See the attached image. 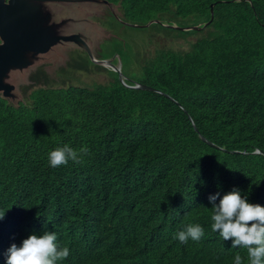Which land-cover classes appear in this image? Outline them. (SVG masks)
I'll list each match as a JSON object with an SVG mask.
<instances>
[{
	"label": "trees",
	"instance_id": "16d2710c",
	"mask_svg": "<svg viewBox=\"0 0 264 264\" xmlns=\"http://www.w3.org/2000/svg\"><path fill=\"white\" fill-rule=\"evenodd\" d=\"M107 1L127 26L165 15L204 25L212 4L214 19L189 50L146 61L139 81L161 93L117 74L59 85L72 72L60 64L0 95V264L13 243L46 231L70 250L57 264H234L237 254L250 264L246 248L212 231L209 196L219 204L238 188L264 206V0ZM37 82L46 86L27 94ZM65 144L88 151L50 166ZM196 223L199 241L174 239Z\"/></svg>",
	"mask_w": 264,
	"mask_h": 264
},
{
	"label": "rangeland",
	"instance_id": "374dc122",
	"mask_svg": "<svg viewBox=\"0 0 264 264\" xmlns=\"http://www.w3.org/2000/svg\"><path fill=\"white\" fill-rule=\"evenodd\" d=\"M27 9V23L33 26L29 28L32 37L35 31H38L36 35L38 38H64L78 35L88 43L97 60L112 61L120 72L105 66L103 70L96 69V62L90 58L87 50L74 40L24 44L15 48L2 74L0 95L3 97H9L8 93L18 95L21 85L25 87L30 83L29 75L35 68L41 65L56 68L67 60L81 64L87 58V54L92 61L89 67L94 70L87 73L83 71L78 83L87 86L94 82L108 83L110 77L116 74L133 82L139 81L146 61L155 58L160 50L187 51L194 42L203 37L202 31L210 30L209 28H204L202 31L189 29L199 25L193 17L166 15L149 26H127L128 24L124 25L125 23L116 21V14L112 8L100 1H28ZM8 11L7 5L0 6V12ZM2 16L4 23L0 25V30H4L5 25L16 21L14 14ZM168 25L184 30L173 29ZM18 36L25 37V32H18ZM30 92L31 87L27 94ZM21 95H24L23 91Z\"/></svg>",
	"mask_w": 264,
	"mask_h": 264
},
{
	"label": "clouds",
	"instance_id": "9594fccd",
	"mask_svg": "<svg viewBox=\"0 0 264 264\" xmlns=\"http://www.w3.org/2000/svg\"><path fill=\"white\" fill-rule=\"evenodd\" d=\"M116 14V17L121 19L117 12ZM125 23L130 24V22ZM168 27L178 29L169 25ZM125 80L127 83L130 81ZM87 151L86 147L76 150L65 144L49 152V164L52 167H59L66 165L70 160L80 163L82 154H86ZM219 195L216 193L209 196L213 212L212 231L218 232L223 240L231 239L233 248L237 246L246 248L250 264H264V206L249 203L247 196H242L238 188L224 194L219 204H216ZM4 214L5 212L0 213V219H3ZM204 234V228L200 224H188L184 230L176 233L174 239L187 243L189 239L199 241ZM69 255V248L58 243L57 234L46 231L42 235H29L19 246L13 243L7 250L6 264H57ZM234 264H242V257L239 254L235 256Z\"/></svg>",
	"mask_w": 264,
	"mask_h": 264
},
{
	"label": "water",
	"instance_id": "95a60500",
	"mask_svg": "<svg viewBox=\"0 0 264 264\" xmlns=\"http://www.w3.org/2000/svg\"><path fill=\"white\" fill-rule=\"evenodd\" d=\"M89 1H102V2H104L106 4H108L112 8V11L116 14L113 5L107 0H89ZM11 4H12V8L15 10L16 6L13 4L12 0H11ZM214 6H215V4L211 5V19L208 22H206L204 25H198V26L189 27V29L200 30V29L206 27L207 25H209L212 22V20L214 19ZM21 17H22L21 18L22 23H25L24 17L23 16H21ZM155 21H158V20H151L150 22H148L146 24H134V23H132L131 25H133V26H149L150 24H152ZM169 26L175 27L173 25H169ZM16 28H17V26L8 27L2 33L3 40H4V46L0 49V80H1L2 74L4 72V69H5L6 65H7L8 61H9V59H10L12 53H13V51L15 50V48L23 46L24 44H29V43H48V42H52V41H55V40H74V41L78 42L81 46H83L87 50L90 58L93 61H95L96 64L102 65V66H105V67H111L112 69H114L118 73L120 72V69L118 68V66H114L112 64V61H110V60H97L95 58V56L93 55L88 43H86L84 41V39L82 37L78 36V35H74V36H71V37H64V38L63 37L34 38V39L28 38V39H23V40L21 39L19 41H13V40L8 38V34H9L10 31H12V30H14ZM175 28L184 30V28H180V27H175ZM119 78H120L121 82L124 85L129 86L131 88L152 90V91H156V92H159V93L162 92L161 90H159V89H157L155 87L146 85V84L141 83V82H135L133 85H130V84H128L126 82L125 78L122 75H120ZM166 95L169 97L168 94H166ZM195 129L198 130L196 127H195ZM202 138H203L204 141H207L208 143H210V145H212V146H214L216 148H219L218 145H216L213 142L209 141L205 137H202Z\"/></svg>",
	"mask_w": 264,
	"mask_h": 264
},
{
	"label": "flooded vegetation",
	"instance_id": "af4514ba",
	"mask_svg": "<svg viewBox=\"0 0 264 264\" xmlns=\"http://www.w3.org/2000/svg\"><path fill=\"white\" fill-rule=\"evenodd\" d=\"M13 1V4L16 6V9L14 10L12 8V4H11V0H0V6L1 7H4L5 5H7V7L9 8V11L7 13H4V12H0V25H2L4 22H3V16L2 15H5V14H9V15H12L14 14V16L16 17V21L15 22H12L8 25H5V29L4 30H0V49L4 46V40H3V36H2V33L8 28V27H11V26H17L16 29L12 30L9 32L8 34V38L13 40V41H19V40H23V39H28V38H38L36 35H37V32L38 31H35L33 32V37L31 36L32 32L29 33V28L30 27H33L32 25L30 26L28 23H27V18H26V14H27V2L28 1H38V2H45V1H59V0H12ZM21 16L24 17L25 19V23H22V20H21ZM4 26V25H3ZM18 32L22 33V32H25V37H22L20 38V36H18ZM17 35V36H16ZM33 44H36V43H33ZM56 64L58 63V61L55 62ZM75 63L76 62H72L71 60H67L65 62H61L60 64H62V67L64 66L65 68H62L61 65L54 68V70H60L61 68L62 69H65V71H72L70 72L67 77L65 78H62L60 77L59 79V85L62 84V81L65 80L67 82V85H70V84H74V85H80L79 80H80V76L82 74L83 71H85L86 73L87 72H91L93 71L94 69L90 68L89 71H86L84 69H74L75 68ZM71 64V66H70ZM78 66H81V64H78ZM48 67V65H47ZM45 65H41L39 66L38 68H35V70L37 69H48ZM50 68V66H49ZM98 70H102V69H99V68H96ZM34 70V71H35ZM50 71V70H48ZM101 82H94V84H99ZM46 84L43 83V82H37L35 85L33 84V86L31 87V89L33 90L34 88H38V87H45Z\"/></svg>",
	"mask_w": 264,
	"mask_h": 264
}]
</instances>
